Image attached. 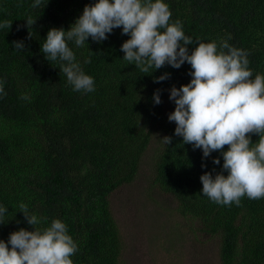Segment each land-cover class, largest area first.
Returning <instances> with one entry per match:
<instances>
[{"label": "trees", "instance_id": "trees-1", "mask_svg": "<svg viewBox=\"0 0 264 264\" xmlns=\"http://www.w3.org/2000/svg\"><path fill=\"white\" fill-rule=\"evenodd\" d=\"M34 2L0 0V22H12L10 29H0V82L6 93L0 94V206L8 209L0 240L7 242L21 228L34 231L20 212L23 203L46 221L38 229L54 219L65 223L78 246L73 264H119L123 241L111 196L137 178L159 133L172 143L163 144L155 161L154 185L177 200L183 216L219 237L221 264H264V198L244 197L240 206H222L203 196L200 177L213 169V175L220 173L223 158L213 152L202 160V151L183 144L168 120L175 109L170 89L190 83L191 66L139 71L123 60L120 49L130 37L118 28L101 43L89 38L77 47L68 42L95 81L94 92L73 91L60 72L61 62L47 61L41 48L50 29L69 30L84 7L97 0H43L39 8L31 7ZM164 2L172 13L170 23L179 20L194 42L219 47L226 40L248 53L252 79L264 75V0ZM29 16L36 20L30 29ZM14 41H23L24 51H15ZM188 47L191 53L196 44ZM165 73L169 79L153 82ZM157 90L159 105L153 99ZM258 139L252 136L253 143ZM215 158L220 165L212 163Z\"/></svg>", "mask_w": 264, "mask_h": 264}, {"label": "clouds", "instance_id": "clouds-1", "mask_svg": "<svg viewBox=\"0 0 264 264\" xmlns=\"http://www.w3.org/2000/svg\"><path fill=\"white\" fill-rule=\"evenodd\" d=\"M42 3L35 0L31 7L39 8ZM171 16L164 0H97L84 7L69 30L50 29L41 51L47 61L61 62L60 72L73 91L84 93L95 91V81L84 73L68 42L77 47H83L89 38L101 43L114 29L122 28V35L130 37L120 49L123 60L139 71L148 73L165 65L179 69L187 62L191 81L179 89H170L169 100L175 103V109L168 120L175 123L174 135L182 137L183 144L202 151V160L213 152L223 158L220 173L213 175V169L200 177L202 195L222 206H240L244 197L264 198V75L257 74L252 79L244 50L226 40L219 47L216 42H194L185 35L179 20L170 23ZM25 21L28 29L36 22L31 16ZM11 26V21L0 22V29ZM194 43L196 47L190 53L188 46ZM12 47L22 52L25 45L14 41ZM169 78L170 74L165 73L153 82ZM0 94L6 95L3 82ZM153 99L156 105L162 102L159 90ZM253 135L259 137L256 143L252 142ZM160 141L167 146L172 138L166 136ZM212 163L220 165L221 160L215 158ZM201 166L205 168L206 164ZM19 208L34 231L21 228L10 233L7 242L0 240V264H73L71 257L78 246L65 223L54 219L41 230L35 226L46 222L44 218L30 214L26 204L21 203ZM7 212L0 206V224H4Z\"/></svg>", "mask_w": 264, "mask_h": 264}, {"label": "rangeland", "instance_id": "rangeland-1", "mask_svg": "<svg viewBox=\"0 0 264 264\" xmlns=\"http://www.w3.org/2000/svg\"><path fill=\"white\" fill-rule=\"evenodd\" d=\"M162 139L155 134L137 178L111 196L123 241L119 264H221L219 237L205 233L196 219L183 216L177 200L154 185Z\"/></svg>", "mask_w": 264, "mask_h": 264}]
</instances>
